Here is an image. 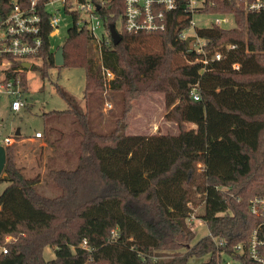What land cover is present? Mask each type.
Masks as SVG:
<instances>
[{
	"label": "trees",
	"instance_id": "1",
	"mask_svg": "<svg viewBox=\"0 0 264 264\" xmlns=\"http://www.w3.org/2000/svg\"><path fill=\"white\" fill-rule=\"evenodd\" d=\"M15 1L30 2L0 0V19ZM48 1L40 0L42 66L25 68L14 60L6 71L7 80L20 78L25 91V72L33 69L46 78L56 66L60 46L51 43L53 28L44 7ZM92 1L104 2L98 13L112 38L110 25L124 22V0ZM210 10L232 12L236 25L198 30L209 57L215 49L236 47L209 64L191 37L181 38L176 23L161 33L122 29L119 44L112 40L99 47L90 29L78 24L79 12L68 10L74 24L63 43L64 66L85 69L86 96L98 90L120 91L126 113L131 98L145 90L163 91L171 108L167 117L179 123L180 131L128 135L119 124L111 133L97 132L91 127L95 109L90 101L84 109L59 88L68 107L44 114V133L56 130L53 117L72 116L81 136L79 162L73 169H50L61 193L48 196L38 190L41 177L27 176L17 164L16 143L6 147L0 174V184L8 182L0 194V248L6 245L8 252L0 250V264H186L190 257L204 255L210 259L203 264H218L223 251L239 255L235 247L249 242L258 222L250 199L264 196V10L247 11L237 0H219ZM149 39L160 42L161 50L138 51V42ZM179 56L186 62L178 64ZM103 68L114 74L111 80ZM197 161L207 167L208 183L203 185L208 196L199 216L210 233L194 242L187 203L190 186L197 184ZM8 235L14 237L10 242ZM47 246L54 248V258H46Z\"/></svg>",
	"mask_w": 264,
	"mask_h": 264
},
{
	"label": "rangeland",
	"instance_id": "2",
	"mask_svg": "<svg viewBox=\"0 0 264 264\" xmlns=\"http://www.w3.org/2000/svg\"><path fill=\"white\" fill-rule=\"evenodd\" d=\"M61 8L59 16L61 22L58 32L51 36L52 46H63L68 29L73 26L74 18L67 13L61 3L54 6H48L49 11L54 8ZM81 18L91 20L89 13L81 12ZM196 21L198 26H204L209 20L204 15H197ZM236 25V21H232L231 27ZM117 29L122 32V21L119 20L116 25ZM101 34H109L104 28L100 30ZM191 34L196 33V29L192 28ZM59 47V48H60ZM137 50L141 52H157L161 50L160 42L149 39L138 42ZM178 64L186 62L181 56L178 57ZM9 61L8 59H6ZM32 64L42 66L41 57L31 59ZM31 64V66H32ZM2 68L0 66V77L2 76ZM27 83V89L23 95L24 106L20 112L11 110V97L2 89L0 90V137L4 139L6 136L17 137L16 130L20 129L21 136L16 139L15 159L17 164L24 168V172L29 177L40 176L41 184L38 190L42 194L48 196H57L61 193L50 175V169L66 168L73 169L79 162L80 141L81 136L78 127L73 123L72 116L53 117L51 122L56 126V130L52 134L35 141L30 136L35 135L37 131L46 129L45 116L46 112L52 110H64L68 107V102L61 95L59 88H62L70 94L78 102L82 108L87 109V103L90 101L92 108L95 110L90 116L91 127L97 132L106 134L113 132L119 124L128 135H160V134H178L180 131L179 123L172 117H167L171 110L167 106L166 96L163 91L145 90L139 95L133 97L127 106L124 95L120 91H102L98 90L94 96L90 93L88 97L85 92L86 71L81 67L71 66H55L49 68L48 75L43 78L39 71L30 69L24 73ZM88 98V100H87ZM112 103V108L104 110L106 102ZM188 128H194L195 125L187 123ZM53 143V144H50ZM49 144V146H46ZM197 173L200 167L197 165ZM8 182L4 181L0 184V194L7 187ZM190 186V185H189ZM192 188L191 198L197 201V191L194 186ZM194 190V192H193ZM202 206L199 212H203ZM196 237L194 242L204 236H207L209 228L206 223L195 220L193 225ZM16 239V238H15ZM45 256L47 259L55 257L54 248L47 246L45 248ZM210 259V255L201 257H190L186 264H203ZM241 264L233 255L222 254L221 261L218 264Z\"/></svg>",
	"mask_w": 264,
	"mask_h": 264
},
{
	"label": "built area",
	"instance_id": "3",
	"mask_svg": "<svg viewBox=\"0 0 264 264\" xmlns=\"http://www.w3.org/2000/svg\"><path fill=\"white\" fill-rule=\"evenodd\" d=\"M218 2L219 0H124L125 11L122 29L130 34L161 33L166 32L176 23L177 30L182 28L181 38L188 39L191 37V44L195 46L198 52L206 54L203 61L205 64H209L212 60H220L225 55V50L236 47L235 44H230L215 49L210 52L212 56L209 57V53L204 47L207 42L198 35V30L204 27L231 28L229 25L233 20L235 21V15L232 12L215 13L210 10L217 7ZM57 3H61L67 13L69 11H78L79 15L81 12L89 13L91 20L81 18L80 15L78 24H84L90 29L99 47L110 44L112 38L107 34L100 33V30L104 27L97 6H102L104 2L99 5L92 0H49L46 2L44 7L50 13L49 24L53 28L51 36L58 32L61 22V16H59L61 8L58 7L54 8L53 11H49L47 7L54 6ZM237 4L247 11L264 10V0H237ZM40 7V0H30L27 5L15 1L8 15L0 19V66H3V74L0 77V90L3 89L11 97L10 107L13 112H20L24 106L23 95L25 90L20 78L16 81L13 79L7 80L6 71L11 68L14 60L21 61L23 66V62L35 59L40 54L43 47L41 33L44 23V16L40 12ZM197 15L206 16L209 23L201 27L198 26ZM192 28L196 29V33H190ZM234 66L239 68L238 64ZM103 74L108 80L114 77V74L108 69L103 68ZM194 97L199 99L200 96L197 92H194ZM111 108L112 103L107 101L104 110ZM35 137H43V132L37 131ZM14 141L13 136H6L4 139L0 137V145L5 147ZM197 165L200 167L199 174L197 173V184L194 186L198 195L196 197L197 201L195 198H190L187 203L189 211L187 220L191 226L194 225L195 220L204 222L199 216V210L202 206L205 207L208 196V192L203 185L208 183L206 163L197 161L196 171L198 170ZM250 211L258 220L257 225L251 233L249 242L246 245L239 244L235 247V252L239 255L235 254L234 257L241 264H249L248 261L253 264H264V196L257 195L250 199ZM13 239L12 235H8L6 242ZM216 241L220 244L223 243V240L216 239ZM84 244H87V241H84ZM0 250L7 253L8 247L3 245ZM225 253V251L221 252V257Z\"/></svg>",
	"mask_w": 264,
	"mask_h": 264
},
{
	"label": "water",
	"instance_id": "4",
	"mask_svg": "<svg viewBox=\"0 0 264 264\" xmlns=\"http://www.w3.org/2000/svg\"><path fill=\"white\" fill-rule=\"evenodd\" d=\"M97 7H98V9L100 8L99 6H97ZM110 33H111V37H112L114 44H119L122 40V34L118 31L115 24L110 25ZM55 64H56V66H62L65 64L63 46H61L55 53ZM23 66L25 68H30L31 62H27V61L23 62ZM16 135H18V136L21 135L20 129L16 130ZM6 161H7L6 147L3 145H0V174H2L4 171Z\"/></svg>",
	"mask_w": 264,
	"mask_h": 264
},
{
	"label": "crops",
	"instance_id": "5",
	"mask_svg": "<svg viewBox=\"0 0 264 264\" xmlns=\"http://www.w3.org/2000/svg\"><path fill=\"white\" fill-rule=\"evenodd\" d=\"M44 131H45V130H44ZM44 131H41V132H44ZM21 134H22V133H21ZM35 134H36V133H35ZM40 138H42V137H40ZM40 138H36L35 135L30 136V139L33 140V141H35V140H37V139H40ZM46 146H49V144H46Z\"/></svg>",
	"mask_w": 264,
	"mask_h": 264
}]
</instances>
